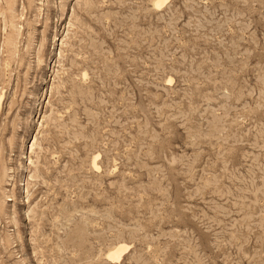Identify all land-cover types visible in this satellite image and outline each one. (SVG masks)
I'll return each mask as SVG.
<instances>
[{
    "label": "rangeland",
    "instance_id": "374dc122",
    "mask_svg": "<svg viewBox=\"0 0 264 264\" xmlns=\"http://www.w3.org/2000/svg\"><path fill=\"white\" fill-rule=\"evenodd\" d=\"M153 1L0 0V264H264V0Z\"/></svg>",
    "mask_w": 264,
    "mask_h": 264
},
{
    "label": "bare ground",
    "instance_id": "6f19581e",
    "mask_svg": "<svg viewBox=\"0 0 264 264\" xmlns=\"http://www.w3.org/2000/svg\"><path fill=\"white\" fill-rule=\"evenodd\" d=\"M169 2H171V0H154L153 1V8L155 10H157L159 8L161 9V7H163L165 4H168ZM9 10H10V8H9ZM15 41H16V39H15ZM12 51L14 52V50H12ZM2 99H3V96L1 95L0 96V108H1V105H2L1 104ZM97 157H98V155H95V157H93V158H97ZM92 166H94L93 168L96 167L95 162L93 163ZM129 249H130L129 245L122 243V244L116 246L115 248H113L111 250H108V252L104 255V258L106 259L107 262H110V263L118 262L122 258V255L127 253V251H129Z\"/></svg>",
    "mask_w": 264,
    "mask_h": 264
}]
</instances>
